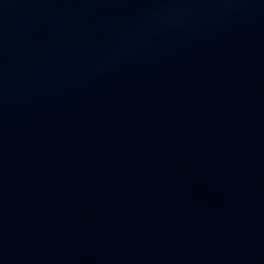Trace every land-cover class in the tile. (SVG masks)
<instances>
[{
    "label": "water",
    "instance_id": "95a60500",
    "mask_svg": "<svg viewBox=\"0 0 264 264\" xmlns=\"http://www.w3.org/2000/svg\"><path fill=\"white\" fill-rule=\"evenodd\" d=\"M0 264H264V0H0Z\"/></svg>",
    "mask_w": 264,
    "mask_h": 264
}]
</instances>
